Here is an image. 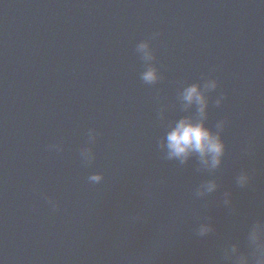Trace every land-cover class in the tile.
<instances>
[{"label": "water", "instance_id": "95a60500", "mask_svg": "<svg viewBox=\"0 0 264 264\" xmlns=\"http://www.w3.org/2000/svg\"><path fill=\"white\" fill-rule=\"evenodd\" d=\"M182 119L218 166L170 157ZM257 225L261 0H0V264H256Z\"/></svg>", "mask_w": 264, "mask_h": 264}, {"label": "clouds", "instance_id": "9594fccd", "mask_svg": "<svg viewBox=\"0 0 264 264\" xmlns=\"http://www.w3.org/2000/svg\"><path fill=\"white\" fill-rule=\"evenodd\" d=\"M264 3V0H261ZM142 48L147 47L141 45ZM145 81L152 82L156 79L154 69H149L143 76ZM212 88L216 87V83L210 84ZM184 99L189 103L195 102L200 106L201 113L206 108V99L197 85H192L187 88L184 93ZM220 101L218 100L217 103ZM168 148L170 150V157H186L190 152H198L201 156H211V165L216 167L221 163V157L224 153V143L222 142L219 134H213L209 129L205 128L203 123H192L188 120L182 119L176 127L167 136ZM93 180H100V176L91 177ZM248 180L247 175H241L238 178V183L243 186ZM216 187L215 183H209L207 190L211 192ZM210 229L202 227L199 235H205ZM264 232L262 226L257 225L253 230L252 239L259 240L261 234ZM256 264H264V255H262Z\"/></svg>", "mask_w": 264, "mask_h": 264}]
</instances>
